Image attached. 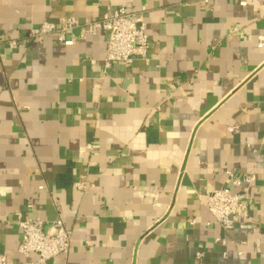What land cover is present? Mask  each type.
Returning <instances> with one entry per match:
<instances>
[{
	"label": "crops",
	"instance_id": "0c3cea01",
	"mask_svg": "<svg viewBox=\"0 0 264 264\" xmlns=\"http://www.w3.org/2000/svg\"><path fill=\"white\" fill-rule=\"evenodd\" d=\"M120 8L143 15L147 60L105 68L103 31L28 37ZM261 38L264 0H0V254L35 258L19 212L72 231L47 264H264ZM229 173L254 182L222 225L204 201Z\"/></svg>",
	"mask_w": 264,
	"mask_h": 264
},
{
	"label": "built area",
	"instance_id": "2783aa9c",
	"mask_svg": "<svg viewBox=\"0 0 264 264\" xmlns=\"http://www.w3.org/2000/svg\"><path fill=\"white\" fill-rule=\"evenodd\" d=\"M242 6L246 2H241ZM82 27L84 34L96 35L99 31L107 34V50L104 57L105 68H111L114 64L130 65L136 59L147 60L150 47V38L146 33L143 15L133 13L125 8L110 10L97 20H87L82 25L75 18H68L61 24L44 22L41 27L32 29L28 37L41 42L46 36H55L65 46H73L75 39L73 32ZM263 38L259 40V46H263ZM16 42H10L14 47ZM232 178L229 189L214 190L206 195L204 205L216 220L224 225L232 216L247 214L250 206L248 187L254 178L244 180L233 173L228 174ZM76 189L85 191L86 181L75 183ZM42 189V188H41ZM21 228L20 253L27 256H35L32 264H47L60 256H67L72 241V231L66 227L59 218L55 220L50 230L45 229V222L36 218H22L21 213L16 214ZM200 256V254H198ZM0 264H10L6 256L0 254Z\"/></svg>",
	"mask_w": 264,
	"mask_h": 264
}]
</instances>
